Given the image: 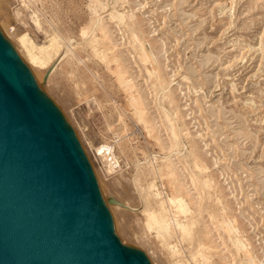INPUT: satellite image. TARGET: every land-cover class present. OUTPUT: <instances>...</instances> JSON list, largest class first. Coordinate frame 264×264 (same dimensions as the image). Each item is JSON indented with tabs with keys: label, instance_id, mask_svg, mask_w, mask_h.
Listing matches in <instances>:
<instances>
[{
	"label": "rangeland",
	"instance_id": "rangeland-1",
	"mask_svg": "<svg viewBox=\"0 0 264 264\" xmlns=\"http://www.w3.org/2000/svg\"><path fill=\"white\" fill-rule=\"evenodd\" d=\"M0 30L25 63L23 35L62 42L48 68L27 65L123 245L151 264H264V0H0ZM162 206L166 236L147 223Z\"/></svg>",
	"mask_w": 264,
	"mask_h": 264
},
{
	"label": "water",
	"instance_id": "water-1",
	"mask_svg": "<svg viewBox=\"0 0 264 264\" xmlns=\"http://www.w3.org/2000/svg\"><path fill=\"white\" fill-rule=\"evenodd\" d=\"M0 264H151L115 235L82 145L1 30Z\"/></svg>",
	"mask_w": 264,
	"mask_h": 264
},
{
	"label": "bare ground",
	"instance_id": "bare-ground-1",
	"mask_svg": "<svg viewBox=\"0 0 264 264\" xmlns=\"http://www.w3.org/2000/svg\"><path fill=\"white\" fill-rule=\"evenodd\" d=\"M116 15H117L116 17L119 18L120 20L123 19L122 16H124V15H121L118 13ZM18 43H19V49L22 50L26 54L27 63L29 64V66H32V67H35L38 69H44V68H48L49 66H51V64L54 62V60L59 56L60 52L62 51V46H63L62 42L60 41V39L57 38V36H54V38L52 37L51 39H49L47 45L44 44V45L40 46V45L35 44L31 40V38L29 37L28 34L27 35L25 34V35H23V37H20V40ZM147 59H149V58L146 55L145 60L148 61ZM27 63H26V65H27ZM29 66H28V68H29ZM97 153L99 154V156L109 160V163H110L109 167L114 166V168H115L116 167L115 164H118V159L115 156L114 149L112 146L103 145L97 149ZM171 202L173 204H176V206L179 207V209H185V207H186V204L182 199H177V200L172 199ZM162 209H163L162 213H160V214H155L153 212L148 214V222H147L148 226L150 228L153 227L157 231L158 236H160V235L166 236V234L169 235L172 228H173L172 224L175 225L174 220L172 221V219L167 218V212L168 211L166 210V208L163 207ZM176 226L179 228L180 232L183 235L189 234L190 230L186 226L179 224V223L176 224ZM231 231H233V230H231ZM235 242H236V246L238 248V251L243 252V253H245V255L249 256V254H250V253L248 254L249 251H246L247 249L245 250L246 244L241 239L240 240L237 239V241H235Z\"/></svg>",
	"mask_w": 264,
	"mask_h": 264
}]
</instances>
